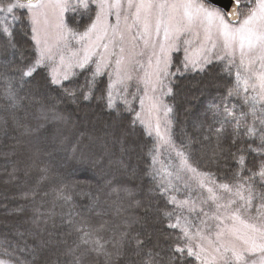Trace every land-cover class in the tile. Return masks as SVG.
<instances>
[{
	"label": "trees",
	"instance_id": "1",
	"mask_svg": "<svg viewBox=\"0 0 264 264\" xmlns=\"http://www.w3.org/2000/svg\"><path fill=\"white\" fill-rule=\"evenodd\" d=\"M21 13L23 22L11 25L13 35L0 38V112L10 109V115L0 116L10 135L0 141V166H4L0 196L10 203L6 209L0 206V225L12 228L0 227V259L13 264H73L79 257L81 264H97L104 258L85 252L79 239L82 232L76 229L92 231L108 221L107 230L99 235L110 251L114 238L127 233L122 242L129 254L117 264H140L149 252L168 264L179 229L169 227L171 221L164 215L174 207L167 202L164 187L149 177L153 142L135 121L136 107L127 110L118 103L109 109L105 78L92 80L79 73L56 86L42 67L23 77L34 53L27 14L18 10L17 16ZM224 69L213 63L204 71L174 74L166 98L172 108L171 140L176 151L218 182L230 181L235 171L228 152L235 121L214 117L212 109L219 105L222 112L226 104L237 117L242 111L238 98L227 97L235 79ZM9 86L16 94L15 106L4 98ZM34 87L42 93V106L32 104ZM81 110H90L93 117L84 121ZM105 118L111 120L110 131L97 122ZM251 122L249 116L247 123ZM216 128L225 130L219 144ZM252 158L249 154V164ZM44 175L47 179L41 180ZM14 232L23 237L16 238ZM137 237L144 242L141 256L132 252Z\"/></svg>",
	"mask_w": 264,
	"mask_h": 264
},
{
	"label": "snow or ice",
	"instance_id": "2",
	"mask_svg": "<svg viewBox=\"0 0 264 264\" xmlns=\"http://www.w3.org/2000/svg\"><path fill=\"white\" fill-rule=\"evenodd\" d=\"M91 2L98 11L83 33L74 32L64 24L63 14L72 6L71 0H14L0 6V14L11 17L0 15V38L11 37L10 25L23 22V13L20 16L13 14L16 9H26L31 24L36 57L34 64L22 71V76L31 77L39 67L47 64L51 68V83L60 86L62 80L67 81L74 75V68L83 70L92 63L95 65L94 78L102 75L104 70L112 69L107 96L109 109L113 108L115 85L122 84L126 89V82L135 79L143 85V95L139 97L141 112L136 113V120L151 136L153 125L142 113L147 112L149 117L155 115V135L158 140H164L158 114L163 111L167 117L172 108L163 103L158 92L163 93L168 77L175 74L170 71L171 53L183 46L185 71L189 67L193 71H204V66L213 59L226 62L228 71L235 68V83L228 89L227 97L240 100L241 117L235 116L226 104L222 112L219 105L212 109L214 117L235 121L228 149L235 171L230 181L218 182L213 174L199 172L188 163L184 153L177 152L180 169L176 172V180H183L180 172L186 170L193 174L190 179L195 180L198 188L207 195L177 199L170 193L180 189L171 182L164 186L167 202L180 209L175 214V223L169 224V227L179 229V233L171 249L174 255L169 257L168 264H193L190 258L198 264H264V0H228L222 8L207 6L202 0ZM76 6L87 8L89 0H77ZM109 16H114V24L109 22ZM69 38L85 43L77 51L66 54ZM193 46L195 56L190 53ZM116 48L118 51H113ZM145 55L146 64L140 59ZM67 92L74 95L71 90ZM171 92L172 89L167 88L165 94ZM4 98L12 106L17 103L11 86ZM84 98L88 99V96ZM130 103L125 100L126 105ZM249 116L251 123H247ZM224 131L222 128L214 130L218 144ZM249 154L253 157L250 164ZM46 179V175L41 176V180ZM184 187L191 189L186 182ZM124 191L131 195L127 189ZM164 215L171 219L173 212L165 210ZM69 222L75 223L71 218ZM108 224L105 221L92 231L82 227L76 229L82 232L79 239L86 246L85 252L104 258L97 264H117L129 254L122 242L127 233L121 232L119 239L114 238L111 251L106 242H101L103 237L99 233L106 231ZM143 247L144 242L135 238L133 254L141 256ZM0 264L6 262L0 260ZM73 264H81L80 258L77 257ZM123 264L135 262L123 261ZM140 264H163V261H158L149 252Z\"/></svg>",
	"mask_w": 264,
	"mask_h": 264
},
{
	"label": "rangeland",
	"instance_id": "3",
	"mask_svg": "<svg viewBox=\"0 0 264 264\" xmlns=\"http://www.w3.org/2000/svg\"><path fill=\"white\" fill-rule=\"evenodd\" d=\"M245 2H247V0H245ZM4 5H6V4H0V6H4ZM71 5L72 6H70L69 9L67 11H65L63 14L64 24L74 32L83 33L86 30V28L88 26H90L91 22L95 19V14H96V11H98V9L96 8L95 4L91 2V0H89V6L87 8L76 6L77 0H71ZM18 10L26 12V9H16V10H14L13 14L17 15ZM26 14H27V12H26ZM0 15H9V14L5 13V14H0ZM10 18L11 17L9 15V19ZM27 19H28V17H27ZM108 20L112 24L115 23L114 16H109ZM28 24L30 26V40L32 42V49H33V53H34L33 60L29 64V66H30V65L34 64L35 57H36V48H35V44L32 40L31 24L29 23V21H28ZM11 25H10V29H11ZM5 39H9V37L5 38ZM83 43H85V42L77 43L76 40L69 38V44H68V49H66V54L71 52V51H77L79 48H81ZM99 51H103V49H99ZM113 51H118V48L113 49ZM190 53L195 56V46H193L190 49ZM81 55H82V53H81ZM171 55H172L173 60H172V66H171L170 71L172 73L184 74V73H188V72H193L191 67H189V69L187 71H185L183 68V58L185 55L184 50H183V46L181 47V49L179 51H174L173 53H171ZM93 59H96V57H94ZM140 59L145 64L147 63V55L141 57ZM57 63H58V58H57ZM213 63L215 65L220 64L225 69H227L226 68V62L216 61L215 59H213L211 63L205 65L204 68H206L208 65L213 64ZM41 67L45 69V71L48 73L49 78L51 80V77H50L51 68L47 64H45ZM113 67H114V65H113ZM94 68H95V65L92 63H90L83 70L79 69V68H74V69H72V72L74 73V75L70 76V78L68 80H70L74 76L79 75V73H86L88 75V77L90 76V78L92 80H95L98 78H103V79L105 78V80L107 81V84H109L110 83L109 74L111 73L112 69H106V70H104L102 75L94 78L93 77ZM177 69H179V71H177ZM196 71H199V70H196ZM235 71H236L235 68L231 69V72H230L231 78L235 79ZM173 77H174V75H171L168 77V80L166 81L167 87L164 88L163 93L158 92V94L161 95V97H162L163 103L166 105H167L166 98H167L168 94H165V93H167V88L171 87V82H172ZM112 80H115V76H112ZM63 82H65V81L62 80L61 83H63ZM126 83H127L126 89H125L124 85L119 84V83H117L115 85V87L113 88V90H112L113 106L118 104V103H121L124 106H126L127 110L134 109L133 106L136 107V111L134 114L135 121L140 127H142V129L144 130L147 137H149L150 140L153 142L152 148L150 151V168H149V172H148L149 177L151 179H153L154 181H157L163 187L167 186L169 184V182H171L172 186L178 187L180 189V191H173L170 193V195H175L177 197V199H184V198L191 199V198L197 196L198 194L207 195V193H204L203 190L198 188V185H197L195 180L190 179V177H192L193 174L187 172L186 170L180 172L181 176L183 177V180H180V181L176 180V172L180 169V158L177 156L176 148L172 144V140H171L170 113L168 114L167 117L164 116L163 111H161L158 114L159 123H160V133L162 136L165 137L164 140H158V138L155 135V125L157 122V117L155 115L149 117L147 112L142 113L143 118L145 120L150 119L151 123L153 125V134L151 136H149L147 134V131H146L144 125H142L139 122V120H136V113L141 112L139 97H141L143 95V85L139 84V82L135 79L133 81H129ZM33 89H34V98L32 100V104H34L35 106H42V102H41L42 93L39 92L35 87ZM107 96H108V85H107ZM51 100H52V96L49 97L48 102H52ZM125 100L130 101L131 102L130 105H126ZM23 103L24 102L21 101L20 104H23ZM107 103H108V99H107ZM57 106H59V103L55 104V107H57ZM0 113H1L0 114L1 118H4V116H6L7 114L10 115V109L2 110ZM80 114H81V118L84 121L87 119H90L92 116V112L90 110L89 111L81 110ZM97 122L101 123V126L105 130L110 131L112 129V125H111L112 123H111V120H109V118H105V120L97 121ZM126 136L128 137V135H126ZM9 137H10V135H9V131H8V125H7V122L4 121L3 123L0 124V141L3 140L4 138L9 139ZM129 151H131V149ZM153 157L155 158V163H153ZM2 167H4V166L1 165L0 169ZM168 173H172V175L169 176ZM1 174H2V171L0 172V175ZM0 179H1V177H0ZM185 182L191 186V189L184 187ZM190 190H191V195H189ZM6 199L7 198L0 196V206L3 207L4 209H6L10 206L9 202L6 203ZM172 212H173V217L170 219L171 224L175 223V219H176L175 214L180 212V209H176L175 207H173ZM192 219L195 220V217H192ZM0 227L2 228L3 231H7V230L12 231L11 227H4L3 225H0ZM14 233H15L16 238H18V239H21L23 237V234H21V233H18V232H14ZM29 257L32 258V256H29ZM0 260L5 261L6 264H13L10 261H6L4 259H0ZM59 263L60 262H58V264ZM48 264H50V263H48ZM196 264H198V262H196Z\"/></svg>",
	"mask_w": 264,
	"mask_h": 264
},
{
	"label": "water",
	"instance_id": "4",
	"mask_svg": "<svg viewBox=\"0 0 264 264\" xmlns=\"http://www.w3.org/2000/svg\"><path fill=\"white\" fill-rule=\"evenodd\" d=\"M205 1L218 8H222L225 4L228 3V0H205Z\"/></svg>",
	"mask_w": 264,
	"mask_h": 264
},
{
	"label": "flooded vegetation",
	"instance_id": "5",
	"mask_svg": "<svg viewBox=\"0 0 264 264\" xmlns=\"http://www.w3.org/2000/svg\"><path fill=\"white\" fill-rule=\"evenodd\" d=\"M4 2H14V0H0V4H4ZM202 2H205L207 6H210V7H216V6H213L211 4H209L208 2H206L205 0H202ZM218 8V7H217Z\"/></svg>",
	"mask_w": 264,
	"mask_h": 264
}]
</instances>
